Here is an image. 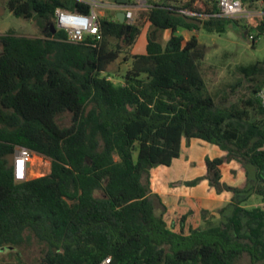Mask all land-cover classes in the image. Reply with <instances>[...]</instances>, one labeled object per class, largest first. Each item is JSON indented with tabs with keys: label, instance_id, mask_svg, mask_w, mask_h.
Listing matches in <instances>:
<instances>
[{
	"label": "trees",
	"instance_id": "obj_1",
	"mask_svg": "<svg viewBox=\"0 0 264 264\" xmlns=\"http://www.w3.org/2000/svg\"><path fill=\"white\" fill-rule=\"evenodd\" d=\"M209 1L204 11L154 4L146 53L129 56L137 24L100 17L98 36L71 44L56 28L55 11L88 13V5L8 0L15 17L34 20L44 33L0 36V249L36 244L37 264H264V209L247 207L253 196L264 203V60L240 67L224 96L209 90L201 68L206 48L178 34H223L239 24L216 16L218 0ZM181 10L197 13L202 26L174 15ZM261 13L242 26L248 37L264 34ZM166 30L172 35L164 43ZM121 56L131 63L116 84L105 74ZM244 83L249 94L229 103ZM66 114L69 126L61 122ZM184 138L227 154L207 159V175L187 185L205 179L218 193L234 194L216 222L189 234L169 223L150 187L151 170L171 166ZM20 147L51 160L50 174L17 181L7 158ZM232 160L245 169L243 189L221 182V166Z\"/></svg>",
	"mask_w": 264,
	"mask_h": 264
},
{
	"label": "rangeland",
	"instance_id": "obj_2",
	"mask_svg": "<svg viewBox=\"0 0 264 264\" xmlns=\"http://www.w3.org/2000/svg\"><path fill=\"white\" fill-rule=\"evenodd\" d=\"M130 4H134L136 0H128ZM8 0H0V36L13 33L18 36L24 37H40L43 35V30L39 28L34 20H25L15 17L7 7ZM106 3H114V0H105ZM246 6L252 7L251 10L256 12L264 11V0H246ZM116 11V10H115ZM254 14V16H256ZM141 11H134L133 23L137 24L143 30L140 38L135 47H132L129 56L133 54H144L145 46L147 43V35L150 31L151 25L148 23L146 27H143V20L137 22L141 17ZM253 16V17H254ZM256 17L250 20L249 26L255 24ZM246 19L239 18V24H231L227 31L223 34L217 32H210L205 29H201L198 34V40L202 46L206 48V57L201 62L202 73L207 82L209 90L213 94L224 96L226 92L230 90V86L239 81L241 75L239 68L242 66H249L255 64L259 60H264V34L257 37L256 33H252L256 38V41L248 38V34L245 32L242 26L245 24ZM121 45L126 47V42L122 41ZM2 46L0 44V53ZM123 61L121 56L116 63L110 66L105 76L110 77L116 84H121L122 76L129 68L128 64ZM248 83H244L242 87H239L235 93L230 96L229 103H238L240 99L246 96L247 89L244 88ZM61 122L65 126L71 124V116L66 114L61 119ZM184 140H187L184 138ZM196 142H200L194 140ZM185 162V153L183 151L180 163ZM34 167L35 172L32 174L28 171L27 180L39 178L50 174L51 172V160L35 154L32 158V162L29 167ZM32 167V168H33ZM40 168V169H39ZM39 169V170H38ZM165 170V169H164ZM181 167L167 170L169 176L174 178L179 177L183 179L185 172ZM182 184V183H181ZM184 184V183H183ZM181 185L184 186V185ZM184 188V187H183ZM40 248L34 244L28 249H0V264H37L40 259ZM242 264H251L248 260H243Z\"/></svg>",
	"mask_w": 264,
	"mask_h": 264
},
{
	"label": "crops",
	"instance_id": "obj_3",
	"mask_svg": "<svg viewBox=\"0 0 264 264\" xmlns=\"http://www.w3.org/2000/svg\"><path fill=\"white\" fill-rule=\"evenodd\" d=\"M106 8L101 12V17H113L116 13L126 9H133L134 11H141V18L137 22L143 20V27L151 23L147 19V11L153 7L154 4L166 5L167 7L180 8L182 5L190 3L193 8L198 10H206L209 8V0H136L134 4L129 1L124 3L123 0H114V3H106ZM140 3V7H137ZM120 5L118 11L114 10V5ZM201 30V29H200ZM200 30H181L179 35L183 36L184 41L190 40L192 37H197ZM137 37L133 47L136 46L140 35ZM172 33L168 30L164 31L162 40L167 43L171 38ZM148 43V41H147ZM145 46V53L147 48ZM144 53V54H145ZM132 55H139L133 54ZM130 61L127 63L130 66ZM194 140L200 141L196 142ZM185 153V162L180 163L182 153ZM226 152L219 147L207 143L200 139H191L182 141L181 155L175 159L171 166H157L150 172V187L154 194L158 195L164 206L167 209V220L169 223L175 225L178 232L189 234L192 230L203 227L208 221L216 222L220 215L221 209L230 204L233 200L234 194L232 192L224 191L218 193L209 183L208 180H201L195 186H189L187 183L204 178L207 175V159L225 158ZM33 167V166H32ZM29 167L32 174L35 172L34 167ZM176 167L184 168L185 176L183 179L179 177L174 178L169 176L168 171ZM165 169V170H164ZM222 179L221 182L231 188L243 189L247 185V175L241 163L232 160L224 163L221 166ZM184 186L181 187L182 184ZM184 187V188H183ZM247 207H261L264 209V203L258 196H253ZM206 213V217L204 216Z\"/></svg>",
	"mask_w": 264,
	"mask_h": 264
},
{
	"label": "built area",
	"instance_id": "obj_4",
	"mask_svg": "<svg viewBox=\"0 0 264 264\" xmlns=\"http://www.w3.org/2000/svg\"><path fill=\"white\" fill-rule=\"evenodd\" d=\"M79 3L86 4L90 7L88 13H81L78 11H69L62 8H58L55 11V25L58 30L64 31L67 34V42L71 44L82 43L87 37L98 36L100 33L99 18L101 12L107 6L103 0H75ZM137 7H140V3H137ZM114 10L118 11L120 5L115 4ZM219 13L216 15L226 19H252L262 15L261 12L252 11L247 8L242 0H218ZM125 21L128 24H132L134 20V10L126 9ZM190 17H195L198 14L189 10H181ZM254 16V14H256ZM254 16V17H253ZM114 20H117V13L113 15ZM248 38L254 40V36L250 35ZM258 99L264 109V88L258 93ZM14 163V175L15 179L19 182L26 181L28 177L29 164L32 162V158L35 155L31 150L20 147L16 151ZM110 258L106 259L102 264H110Z\"/></svg>",
	"mask_w": 264,
	"mask_h": 264
},
{
	"label": "water",
	"instance_id": "obj_5",
	"mask_svg": "<svg viewBox=\"0 0 264 264\" xmlns=\"http://www.w3.org/2000/svg\"><path fill=\"white\" fill-rule=\"evenodd\" d=\"M122 1V0H120ZM128 0H123L124 3H127ZM175 16L183 18L187 23L189 24H195L199 27L202 26L203 22L201 20L195 19L193 17L187 16L186 14L182 13V12H175L174 13ZM117 19L121 24L126 23L125 21V12L121 11L117 14ZM17 153L15 152L14 154H11L8 156V164L11 168H14V163H15V157H16Z\"/></svg>",
	"mask_w": 264,
	"mask_h": 264
},
{
	"label": "bare ground",
	"instance_id": "obj_6",
	"mask_svg": "<svg viewBox=\"0 0 264 264\" xmlns=\"http://www.w3.org/2000/svg\"><path fill=\"white\" fill-rule=\"evenodd\" d=\"M39 169H40V168H39ZM39 169H38V170H39ZM32 175H33V174H32Z\"/></svg>",
	"mask_w": 264,
	"mask_h": 264
}]
</instances>
